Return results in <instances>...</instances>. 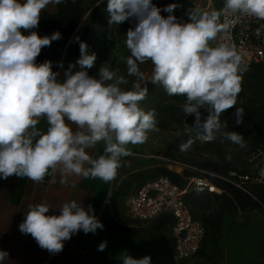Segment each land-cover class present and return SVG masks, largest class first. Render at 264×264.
<instances>
[{
    "label": "clouds",
    "instance_id": "clouds-1",
    "mask_svg": "<svg viewBox=\"0 0 264 264\" xmlns=\"http://www.w3.org/2000/svg\"><path fill=\"white\" fill-rule=\"evenodd\" d=\"M62 2L0 0V178L16 175L39 183L51 170L60 173L61 184L73 174L110 182L121 166V157L130 155L127 146L145 143L148 133L157 130L154 110L146 112L139 106L146 95L139 83L132 90L122 89L127 80L107 63L100 68L98 79L83 70L92 68L97 58L95 53H87L85 42H80L81 55L76 61L82 70L73 72L76 65L70 64L63 82L57 80L52 61L36 62L42 48L51 46L62 34L56 31L40 36L30 31L24 35L21 29L37 28L41 11L50 3ZM178 6L167 5L163 11L169 15L165 18L152 0H108V24L135 19L125 41L131 56L122 57L128 74L143 79L138 63L150 60L151 82L161 85L169 96H185L183 112L195 114L192 128L199 139L210 141L220 132L221 114L237 104L246 70L234 47L226 43L212 47L210 41L226 27L219 23L221 14L264 19V0H225L220 12L190 9L187 23L172 14ZM201 108L209 111L204 121ZM235 116L241 124L244 109L237 107ZM42 117L49 125L46 133L36 128ZM223 136L244 147L241 134L230 131ZM101 141L105 154L93 159L85 150ZM191 142L182 144L180 150L185 151ZM259 176L264 177V168ZM49 211L44 203L29 205L19 230L52 254L62 251L64 241L79 231L95 234L104 227L91 205L86 210L74 200L63 203L58 215H48ZM106 246L104 241L97 250ZM7 256L0 251V262ZM122 264H151V257L136 259L125 251Z\"/></svg>",
    "mask_w": 264,
    "mask_h": 264
},
{
    "label": "rangeland",
    "instance_id": "rangeland-1",
    "mask_svg": "<svg viewBox=\"0 0 264 264\" xmlns=\"http://www.w3.org/2000/svg\"><path fill=\"white\" fill-rule=\"evenodd\" d=\"M107 2L84 0L83 22L62 55L56 71L57 80L64 81V72L70 64L76 65L73 72L82 70L76 61L81 55L80 42H85L87 53H95L97 57L92 68L83 69L90 77L98 79L100 68L107 63L117 75L127 80L126 84L121 85L122 89L132 90L135 83H139L141 89H146L145 98L139 102V106L146 112L154 110L157 130L148 133L145 143L129 144L130 155L121 157V160L128 164L133 159L141 161L146 155H153L155 157H150V162L154 166L147 173L139 171L120 179L117 187H112L108 192L111 204L122 213L124 227L132 229L144 239L145 248L141 258L150 256L151 264H264V177L259 176L260 169L264 168V134L254 127L256 124L264 131V64L244 65L246 70L242 73V90L238 94L237 104L221 114V129L215 139L202 141L188 123V117L192 114L186 116L183 112L186 97L169 96L161 85L151 82L153 65L150 60L138 63L143 79L128 74L127 64L122 57L131 56L125 43L126 33L129 28L135 27L136 21L130 18L119 25L110 26ZM152 3L161 8V15L165 18L169 15L163 11L167 5H179L172 14L179 22L187 23L190 22V9L218 11L225 0H152ZM51 6L57 8L56 3H50L45 8L50 9ZM76 37H79V41ZM237 107L244 109L243 122L239 125L235 116ZM200 111L209 116L206 108ZM230 131L244 137V147L223 136L224 132ZM188 141H192L191 144L181 151L180 146ZM157 156L173 158L204 171L212 179L228 181L236 187L239 185L244 192L251 191L257 195L261 202L253 196L257 205L242 209L223 192L220 195L188 194L185 198L187 207L193 217L206 226L207 232L199 252L191 260L178 262L168 224L156 221L136 223L125 212L128 198L142 181L165 176V171L177 174L171 170L173 166ZM228 156L231 159H227ZM245 176L247 179H244Z\"/></svg>",
    "mask_w": 264,
    "mask_h": 264
},
{
    "label": "crops",
    "instance_id": "crops-1",
    "mask_svg": "<svg viewBox=\"0 0 264 264\" xmlns=\"http://www.w3.org/2000/svg\"><path fill=\"white\" fill-rule=\"evenodd\" d=\"M45 10L52 12L56 8L51 6L50 9L45 8ZM66 123L71 122L66 119ZM48 127L47 120L43 117L36 125L42 133H46ZM71 127L73 131L77 130L75 125ZM104 149L105 144L101 141L85 151L96 159L105 154ZM153 166L150 155H146L141 161L133 159L128 164L121 160V166L110 182L73 174L66 176L65 183L61 184L59 183L60 173L51 170L39 183L16 175L7 179L0 178V251L8 253L7 258L0 264H77L80 261L100 258L122 262L125 251L133 258L140 259L145 248V241L132 229L127 230L124 227L122 213L118 207L111 204L108 192L112 190V187H117L120 179L139 171L147 173ZM85 167L89 165L85 164ZM107 199L109 204L106 203ZM73 200L82 203L86 210L91 205L95 216L104 225L103 229H97L95 234L79 231L72 235L71 239L64 241L63 250L56 254L40 248L30 234L20 232L19 225L24 220L29 205L47 204L50 207L47 214L58 215L63 203ZM125 212L127 216V204ZM130 227L133 228V226ZM104 241H107L106 248L98 251V246Z\"/></svg>",
    "mask_w": 264,
    "mask_h": 264
},
{
    "label": "built area",
    "instance_id": "built-area-1",
    "mask_svg": "<svg viewBox=\"0 0 264 264\" xmlns=\"http://www.w3.org/2000/svg\"><path fill=\"white\" fill-rule=\"evenodd\" d=\"M224 8L219 7L218 12ZM219 23L226 25L212 41V47L226 43L241 55L243 64L264 63V19L240 14H221ZM198 137V135H197ZM150 157H155L151 155ZM178 174L184 169L194 172L182 186L167 176H158L138 186L127 200V216L136 223L149 224L160 217H170V233L174 256L178 262L191 260L200 250L206 234L205 226L196 220L187 207L185 198L194 193H221V189L196 167L169 157L157 156ZM170 168V167H169ZM244 179H247L245 176ZM242 189L241 186L237 185ZM109 204V200H106Z\"/></svg>",
    "mask_w": 264,
    "mask_h": 264
},
{
    "label": "trees",
    "instance_id": "trees-1",
    "mask_svg": "<svg viewBox=\"0 0 264 264\" xmlns=\"http://www.w3.org/2000/svg\"><path fill=\"white\" fill-rule=\"evenodd\" d=\"M84 0H63L62 3L57 4L55 11H41V18L37 28L31 30H21L22 34L28 35L30 31H36L40 36L48 35L50 36L56 31H59L62 34V38L51 43V46H46L42 48L41 54L36 58L37 63H43L45 60L52 61L53 71L56 72L59 68L62 55L70 42L72 36L79 29L81 23L83 22L84 16ZM258 64V63H254ZM264 64V63H259ZM258 64V65H259ZM255 129L260 134H264V131L255 124ZM194 172L184 169L182 174H173L169 171H165L164 175L167 176L172 182L178 185H184L186 182V177L191 176ZM139 176H137L138 178ZM210 178V177H209ZM219 189L221 193L223 192L226 197H229L236 203L237 206L244 209L257 205V202L253 200V196L259 200L257 195H254L253 192L249 193L244 192L240 188L236 187L232 183L224 180H215L210 178ZM142 181L138 186H140ZM220 193V194H221ZM214 193V195H220ZM156 222H165L169 225L171 224L170 217H160ZM122 264L121 261L108 258H100L94 260H86L85 262H78L77 264Z\"/></svg>",
    "mask_w": 264,
    "mask_h": 264
},
{
    "label": "water",
    "instance_id": "water-1",
    "mask_svg": "<svg viewBox=\"0 0 264 264\" xmlns=\"http://www.w3.org/2000/svg\"><path fill=\"white\" fill-rule=\"evenodd\" d=\"M200 113H201V120L202 121L206 120L208 117L207 113L204 111H200ZM194 121H195V114H192L191 116L188 117V123L193 126Z\"/></svg>",
    "mask_w": 264,
    "mask_h": 264
}]
</instances>
